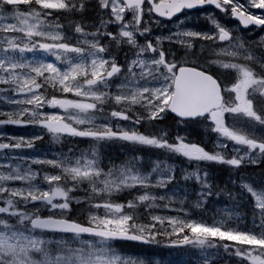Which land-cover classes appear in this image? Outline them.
<instances>
[{"label":"snow or ice","instance_id":"obj_1","mask_svg":"<svg viewBox=\"0 0 264 264\" xmlns=\"http://www.w3.org/2000/svg\"><path fill=\"white\" fill-rule=\"evenodd\" d=\"M129 242L264 264V0H0V264Z\"/></svg>","mask_w":264,"mask_h":264},{"label":"rangeland","instance_id":"obj_2","mask_svg":"<svg viewBox=\"0 0 264 264\" xmlns=\"http://www.w3.org/2000/svg\"><path fill=\"white\" fill-rule=\"evenodd\" d=\"M200 24L201 23L199 22V26H200ZM11 131H15L17 134H21L25 130H23V129H12ZM148 252H150V251L140 250L139 254L148 255L147 254ZM174 254L175 255L171 256L172 253L168 252L165 255L164 252L160 251L159 255L155 254L154 256L165 261V264H168V262H173V264H177V262H179V264H195V261L193 260V257L195 256L194 252L185 250V251L175 252Z\"/></svg>","mask_w":264,"mask_h":264},{"label":"trees","instance_id":"obj_3","mask_svg":"<svg viewBox=\"0 0 264 264\" xmlns=\"http://www.w3.org/2000/svg\"><path fill=\"white\" fill-rule=\"evenodd\" d=\"M193 138H203V137H200L199 136V133H194L193 134ZM204 139H206V138H204ZM119 149L118 148H115V149H112L111 150V155H113L114 157L115 156H118V154H119ZM121 159L123 158V157H120ZM215 173H216V175L218 176V177H220V180H218L217 182L218 183H222L224 180H227V172L225 171V170H223V169H220V168H217V169H215ZM178 179H179V176H178ZM221 199L222 200H224L225 198L224 197H221ZM126 248H127V250L128 251H130V252H132V253H139L140 252V250H150V252H148L149 253V255H159L160 254V251L161 252H164V251H166V249L165 248H159V247H143V246H139V245H135V244H128L127 246H126ZM173 251H176V250H173ZM175 255V254H174Z\"/></svg>","mask_w":264,"mask_h":264},{"label":"flooded vegetation","instance_id":"obj_4","mask_svg":"<svg viewBox=\"0 0 264 264\" xmlns=\"http://www.w3.org/2000/svg\"><path fill=\"white\" fill-rule=\"evenodd\" d=\"M202 24L201 27L205 26V21L201 20Z\"/></svg>","mask_w":264,"mask_h":264}]
</instances>
